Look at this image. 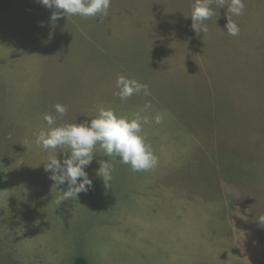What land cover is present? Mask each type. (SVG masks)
Here are the masks:
<instances>
[{
    "label": "rangeland",
    "instance_id": "rangeland-1",
    "mask_svg": "<svg viewBox=\"0 0 264 264\" xmlns=\"http://www.w3.org/2000/svg\"><path fill=\"white\" fill-rule=\"evenodd\" d=\"M175 1L172 11L170 0H111L103 22L62 15L53 25L55 9L37 0H0V140L26 134L0 150V170L11 165L14 179L0 207V264H35L30 253L57 264L79 255L90 264H264V0H245L237 36L226 31L227 5L214 3L197 33L195 0ZM120 75L151 94L122 101ZM58 103L67 108L58 125L90 121L99 107L147 116L157 166L134 172L97 145L85 169L92 188L57 204L67 183L56 187L41 163L57 151L66 158L67 146L33 141ZM105 159L115 165L108 189L96 175Z\"/></svg>",
    "mask_w": 264,
    "mask_h": 264
},
{
    "label": "clouds",
    "instance_id": "clouds-1",
    "mask_svg": "<svg viewBox=\"0 0 264 264\" xmlns=\"http://www.w3.org/2000/svg\"><path fill=\"white\" fill-rule=\"evenodd\" d=\"M37 2L46 8L55 9L50 17L53 25L62 15L79 16L82 19L99 17V21L103 22L108 17L111 5V0H37ZM214 3L219 8H225L227 5L226 31L232 36L239 35L240 29L234 17L244 14L245 0H195L190 16L192 29L197 33L207 32L205 21L216 15L212 7ZM116 86L119 90L116 95L122 101L141 92L145 96L151 94L146 84L124 75L118 76ZM150 107V104L145 105L146 109ZM54 109L58 115L46 113L43 116L48 128H42L35 133L33 142L45 151L63 149L67 146V151H60L67 154L66 158L58 159L57 151L49 156L46 163H41L44 165V170L50 173L49 179L56 187L67 183V190L59 191L57 204L73 198L77 199L80 193H87L92 188L93 181L85 169L96 156L97 145L104 152L105 157L129 165L134 172L148 171L157 166L158 158L143 134V126L149 124L150 120L140 112L129 117L118 114L113 108L99 107L96 117L90 121L58 125L57 121L63 118L67 108L58 103L54 105ZM154 120L159 124L162 117L156 115ZM114 170L115 165L112 160L105 159L99 162L96 175L101 178L105 189L111 187ZM258 221L264 222V217Z\"/></svg>",
    "mask_w": 264,
    "mask_h": 264
},
{
    "label": "crops",
    "instance_id": "crops-1",
    "mask_svg": "<svg viewBox=\"0 0 264 264\" xmlns=\"http://www.w3.org/2000/svg\"><path fill=\"white\" fill-rule=\"evenodd\" d=\"M171 1V4H170V7H171V9L174 7L175 8V5H176V1L175 0H170ZM174 9H172V11H173ZM42 15H44V13H42ZM1 64H4L3 62H0ZM3 70H4V68L2 69V72H3ZM1 86V85H0ZM21 126H25V125H21ZM27 127H31V126H29V125H27ZM32 128V127H31ZM26 135V134H25ZM24 134H20V135H16V136H12V139L13 140H3V139H1L0 140V150H2L4 153H8L7 151L8 150H6V146L7 145H10L11 146V148L18 142V143H22L21 141V136H25ZM26 137V136H25ZM14 155H17V157L15 158V159H17L19 156H21V155H19V154H14ZM1 157V159H3V160H5V158H3L2 156H0ZM1 163V162H0ZM10 166L11 165H7V163L5 164V165H3L2 166V168H3V170L1 171L0 170V172L2 173V177H3V181H2V185L0 186V196H1V198H5L6 200H4V202L3 201H0L1 203H0V207H3V205L2 204H4L6 201H8V199H9V194H10V190H11V188H12V186H13V183H14V179L13 178H10V175H12V173H11V170H10ZM6 197H8V198H6ZM5 206H6V204H4ZM48 250V252L49 253H51V255L52 256H56V255H59V253L58 252H55V251H53V249L52 248H50V249H47ZM28 253H30V251H28ZM65 253H66V251H65ZM72 253H69L68 255H71ZM30 256H31V258H32V260H33V262L35 263V264H57L55 261H54V258H51V259H48V257H46V256H41V257H39V258H35L34 257V255H32L31 253H30ZM74 262H75V259H74Z\"/></svg>",
    "mask_w": 264,
    "mask_h": 264
},
{
    "label": "trees",
    "instance_id": "trees-1",
    "mask_svg": "<svg viewBox=\"0 0 264 264\" xmlns=\"http://www.w3.org/2000/svg\"><path fill=\"white\" fill-rule=\"evenodd\" d=\"M3 177L2 173L0 172V186L2 185ZM74 264H90L89 260L84 255H79L76 257Z\"/></svg>",
    "mask_w": 264,
    "mask_h": 264
}]
</instances>
